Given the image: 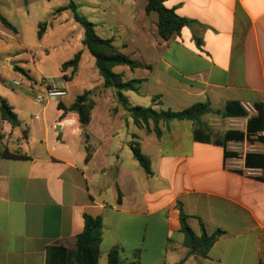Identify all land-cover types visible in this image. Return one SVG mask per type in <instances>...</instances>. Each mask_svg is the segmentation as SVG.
I'll use <instances>...</instances> for the list:
<instances>
[{
	"label": "crops",
	"instance_id": "0c3cea01",
	"mask_svg": "<svg viewBox=\"0 0 264 264\" xmlns=\"http://www.w3.org/2000/svg\"><path fill=\"white\" fill-rule=\"evenodd\" d=\"M163 1L195 22L170 40L159 35L158 14L146 13V0L77 4L99 36L141 64L114 68L124 81H143L140 91L124 92L129 106L177 112L197 103L214 110L230 102L264 105V0ZM80 51L76 74L61 71L54 84L68 90L65 98L38 104L31 91L37 81L27 71L23 89L35 108L24 96L5 99L20 125L5 121L0 152L20 158L0 156V264H46L52 246L73 252L86 214L103 219L99 264H108L115 248L120 264H264V181L260 169L245 167L248 152L264 154V131L263 143L229 142L239 155L228 159L223 146L196 141L190 121H162L158 137L153 122L135 125L116 91L104 87L94 57ZM88 91L95 106L84 130L78 114L59 104L69 107ZM203 120L214 139L247 125L214 113ZM132 142L150 159L151 174ZM180 206L198 236L202 226L209 235L222 232L208 258L186 259Z\"/></svg>",
	"mask_w": 264,
	"mask_h": 264
},
{
	"label": "trees",
	"instance_id": "16d2710c",
	"mask_svg": "<svg viewBox=\"0 0 264 264\" xmlns=\"http://www.w3.org/2000/svg\"><path fill=\"white\" fill-rule=\"evenodd\" d=\"M146 13L158 14V33L164 40H170L180 35L182 29L193 25L195 22L176 14L174 9H169L164 5L163 0H146ZM70 11L76 23L82 26L84 36L82 44L89 53L94 57L96 68L99 75L104 80L105 88H113L116 91V99L118 103L128 111L137 126L145 125L149 127V123L153 122V131L158 137H161L162 130L160 123L177 121H190L194 123V139L196 141L215 143L221 145L225 149V159L238 157V153L228 150L229 142H248L249 144L263 143L261 133L264 131V105L255 104L256 115L250 116L238 102H230L223 110H214L208 103H197L182 111H157L152 107L129 106L128 100L124 95L126 91H140L143 83L142 80L124 81L123 76L114 71L117 66H128L131 69L141 67V64L134 61L128 55L120 51L115 45L113 38H103L98 35L96 25L89 20L87 16L82 14L79 6L71 1L68 5L57 9L56 15ZM2 24L17 33V28L12 25L5 17L0 15ZM48 28V23L39 24L38 37L42 38ZM82 59V51L62 64V72L72 68V75H75ZM18 69V68H17ZM25 76H29L24 69H18ZM69 79L68 76H65ZM59 106L68 112L77 113L79 120L85 130L90 124L94 102L92 100V92L88 91L79 95L75 102L69 107L62 104ZM0 112L2 119L10 123L13 127L20 125L17 114L5 99L0 102ZM221 115L224 118H243L247 119L246 130H229L221 137L214 139L210 134L204 117L208 114ZM131 148L135 159L140 163L146 173L151 174L150 159L142 152L140 146L136 142L131 143ZM0 156L7 158H20V156L10 154L7 150L0 152ZM88 154L86 160L89 161ZM245 167L248 169H260L262 175L259 177L264 181V154L258 152H248L245 155ZM85 226L82 233L75 239V249L73 252L63 247L52 246L47 256L46 264H99L100 261V245L103 237V219L102 217H93L86 214L84 216ZM180 223L181 231L184 234L183 245L187 248L188 253L186 259L191 256L206 259L213 245L218 241L221 231L209 235L204 226H202V234L198 236L188 224V216L184 213L180 206ZM108 264H120V250L115 248L108 254ZM131 264H137L136 262ZM183 264V262L181 263Z\"/></svg>",
	"mask_w": 264,
	"mask_h": 264
},
{
	"label": "rangeland",
	"instance_id": "374dc122",
	"mask_svg": "<svg viewBox=\"0 0 264 264\" xmlns=\"http://www.w3.org/2000/svg\"><path fill=\"white\" fill-rule=\"evenodd\" d=\"M71 1L79 4V0H32L26 7L22 0H0V15L18 30V34H14L0 21V102L2 99L13 102L15 97L24 96L29 106L35 108L32 93L23 89L29 83V76L18 69L30 71L31 77L39 83L54 85L61 76L62 63L86 48L82 44L84 30L74 21L71 12L54 16L58 8ZM140 3L145 4V0ZM87 17L93 22L92 16ZM43 22L48 23V28L39 38V24ZM79 80L86 84L85 76ZM244 122L243 119L239 126ZM7 125L0 112V134L8 133Z\"/></svg>",
	"mask_w": 264,
	"mask_h": 264
},
{
	"label": "built area",
	"instance_id": "2783aa9c",
	"mask_svg": "<svg viewBox=\"0 0 264 264\" xmlns=\"http://www.w3.org/2000/svg\"><path fill=\"white\" fill-rule=\"evenodd\" d=\"M44 88L43 92H37L39 87ZM31 91L34 94L35 100L38 104H46L50 100H60L68 95V90L65 87H56L48 82H35L31 84ZM242 107L250 115L256 111L255 107L251 104H243ZM39 114L36 115V119H39Z\"/></svg>",
	"mask_w": 264,
	"mask_h": 264
}]
</instances>
